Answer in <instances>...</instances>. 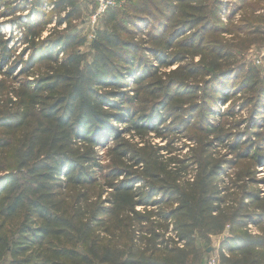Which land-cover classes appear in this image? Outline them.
<instances>
[{
    "label": "trees",
    "instance_id": "16d2710c",
    "mask_svg": "<svg viewBox=\"0 0 264 264\" xmlns=\"http://www.w3.org/2000/svg\"><path fill=\"white\" fill-rule=\"evenodd\" d=\"M124 1L87 43L80 0H0L24 46L0 39V264H204L197 241L225 231L220 264H264V198L245 183L264 166V70L234 66L248 46L222 38L251 34V16L225 25V0Z\"/></svg>",
    "mask_w": 264,
    "mask_h": 264
},
{
    "label": "rangeland",
    "instance_id": "374dc122",
    "mask_svg": "<svg viewBox=\"0 0 264 264\" xmlns=\"http://www.w3.org/2000/svg\"><path fill=\"white\" fill-rule=\"evenodd\" d=\"M240 0H225L224 4H225V8H224V13L225 15L222 14V16H220L221 18V22L224 23L225 25L227 24H232L233 26H236L238 24H240L243 18H251L249 20V28H251V31L254 32V34H252V32H250L251 34L248 35H241L239 36V38L236 39V41H233L232 38L234 39L235 37H233L232 35H222V38L224 39V43L226 45H239L240 43L245 41V45L248 46V49L242 52H235L236 50H232V53L236 54V59H235V64L234 66H240L242 64H246V65H250V66H256L258 67L260 70H264V0H246L247 3H253L252 6H248V5H244L243 7L240 6L239 3ZM118 4L117 7H121L122 5H124V0H118ZM80 14L78 15V17L76 19H74V21L72 22L73 25H75V31L78 32V34L84 35L85 38L87 39V43H90L93 36H94V31L96 30V28L100 27L101 23H100V18L102 17V15L100 17H96V8L97 5L95 3L94 0H80ZM239 5V6H238ZM116 8V7H114ZM112 9V8H111ZM3 10V6L0 4V11ZM5 10V9H4ZM110 9L108 8L104 15L109 11ZM234 12V17L231 19H227L228 16L227 15H231L230 13ZM98 14V13H97ZM17 15H19L21 17V19L23 21H26L25 17H29V19L31 21H38V19H35L37 16L33 15L30 11H25L23 13H18ZM47 15V14H46ZM39 18L41 19V22H43L45 20V18H43V16H39ZM9 19H11V16H8V18H5L4 16H0V39L6 40L8 41V48L9 49H13L16 53V55H18L19 53L22 52L23 49V45L20 43V33L22 32L21 29H19L15 24L11 23L9 21ZM55 19V18H54ZM253 21H254V25H253ZM53 23H51L50 25H48L46 27V29L43 32V37L48 35V29H52L53 28ZM65 25H62L60 27V29H63ZM147 31H151V29L147 30ZM145 31V32H147ZM234 36H236L235 34H233ZM140 38H143L141 36H139L138 38H136L135 40H138ZM145 38V37H144ZM249 39L252 40V43H249ZM81 52L83 53H88L89 52V45L86 44L83 47L79 48ZM29 54H26L24 57V60L28 59ZM62 57V54L59 55V58ZM196 61H198V58L195 59ZM9 65V64H8ZM7 65V66H8ZM19 66L16 67V69L14 70V75H13V79H16L18 77L19 74ZM175 66H170L168 69H164L166 71L174 69ZM2 79V76L0 75V80ZM11 80V79H10ZM133 85V80L128 82V86L132 87ZM132 90L129 91V93H131ZM233 101H237L236 99H233ZM231 102V101H230ZM229 102V103H230ZM228 104V103H227ZM221 105L219 108L222 110L224 108H226V105ZM220 105V104H219ZM248 115L247 111H242L241 114H239V118L237 120L240 119V117H242V119H245ZM261 126V124H260ZM241 128H244V125L240 126ZM260 131H262V133H264V128H260ZM184 142V141H183ZM154 143H158L160 146L163 145V142H160L159 140H155ZM189 144V142H186V144ZM217 151V153L214 152V149H212V152L214 153V155L218 158L219 156H223L228 160L232 159L231 155L229 154V152L225 149V147H217L215 149ZM99 151H102L101 149H99ZM186 149L184 150V152H182L183 154L185 153ZM237 166L232 167V168H226L225 170V174L222 177L225 180V185L227 187V185L229 184L230 180L237 183L238 185L242 184V177H245L246 175H241V172L245 171V168L248 167V163L246 164L245 161H240V162H236ZM250 173H252V175L250 176V181L245 182L246 185H248V189L247 190H254L256 193H259V197L260 198H264V166L263 165H259L258 167L255 168V170H250ZM239 179V180H237ZM231 187V186H229ZM233 189V188H230ZM246 190V191H247ZM227 195H230L229 200L230 201H236L238 199L241 198L242 193H240L238 190H230L227 192ZM142 208H139L138 211H142ZM246 229L248 230V232L250 234H258L260 233V230L258 228V226H254V225H248L246 227ZM227 231L224 232L223 235H218V236H212L209 238L208 242L202 241V240H198L197 241V246L201 249L204 250L206 252H208L207 250L210 249L211 251L207 253L206 257H205V262L208 259V256H215L218 259V264H220V257L221 254L225 255L226 257L228 256L226 250L222 249L219 252V248L221 247V241L223 240V238L227 235L226 234ZM209 256V257H210ZM205 264V263H204Z\"/></svg>",
    "mask_w": 264,
    "mask_h": 264
},
{
    "label": "built area",
    "instance_id": "2783aa9c",
    "mask_svg": "<svg viewBox=\"0 0 264 264\" xmlns=\"http://www.w3.org/2000/svg\"><path fill=\"white\" fill-rule=\"evenodd\" d=\"M97 8H96V17H100L105 13V11L109 8L117 7V4L119 3L118 0H94ZM205 264H218V259L215 256H210L206 260Z\"/></svg>",
    "mask_w": 264,
    "mask_h": 264
},
{
    "label": "water",
    "instance_id": "95a60500",
    "mask_svg": "<svg viewBox=\"0 0 264 264\" xmlns=\"http://www.w3.org/2000/svg\"><path fill=\"white\" fill-rule=\"evenodd\" d=\"M211 250L210 249H208V252H210Z\"/></svg>",
    "mask_w": 264,
    "mask_h": 264
}]
</instances>
